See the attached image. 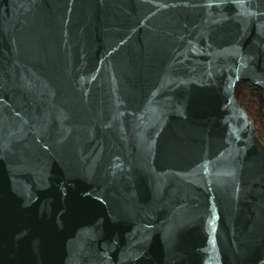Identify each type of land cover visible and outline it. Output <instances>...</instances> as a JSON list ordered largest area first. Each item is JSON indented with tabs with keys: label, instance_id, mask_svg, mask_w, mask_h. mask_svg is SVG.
Instances as JSON below:
<instances>
[{
	"label": "water",
	"instance_id": "95a60500",
	"mask_svg": "<svg viewBox=\"0 0 264 264\" xmlns=\"http://www.w3.org/2000/svg\"><path fill=\"white\" fill-rule=\"evenodd\" d=\"M240 82L264 0H0V264H264Z\"/></svg>",
	"mask_w": 264,
	"mask_h": 264
},
{
	"label": "trees",
	"instance_id": "16d2710c",
	"mask_svg": "<svg viewBox=\"0 0 264 264\" xmlns=\"http://www.w3.org/2000/svg\"><path fill=\"white\" fill-rule=\"evenodd\" d=\"M236 102L245 110L253 122L255 134L264 143V127L262 109L264 107V92L248 82L237 83L234 87Z\"/></svg>",
	"mask_w": 264,
	"mask_h": 264
}]
</instances>
